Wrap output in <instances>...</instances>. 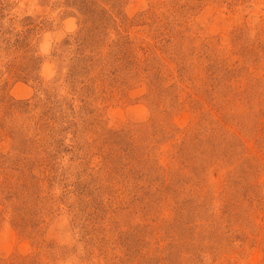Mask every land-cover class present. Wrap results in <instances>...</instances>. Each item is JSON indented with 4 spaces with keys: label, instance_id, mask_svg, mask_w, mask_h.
I'll return each instance as SVG.
<instances>
[{
    "label": "rangeland",
    "instance_id": "rangeland-1",
    "mask_svg": "<svg viewBox=\"0 0 264 264\" xmlns=\"http://www.w3.org/2000/svg\"><path fill=\"white\" fill-rule=\"evenodd\" d=\"M0 264H264V0H0Z\"/></svg>",
    "mask_w": 264,
    "mask_h": 264
}]
</instances>
